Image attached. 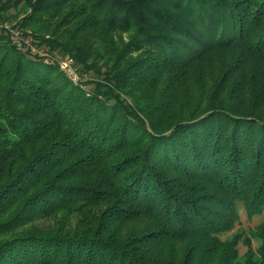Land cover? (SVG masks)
<instances>
[{
	"label": "trees",
	"instance_id": "obj_1",
	"mask_svg": "<svg viewBox=\"0 0 264 264\" xmlns=\"http://www.w3.org/2000/svg\"><path fill=\"white\" fill-rule=\"evenodd\" d=\"M240 207L264 210V0H0V264H264Z\"/></svg>",
	"mask_w": 264,
	"mask_h": 264
},
{
	"label": "rangeland",
	"instance_id": "obj_2",
	"mask_svg": "<svg viewBox=\"0 0 264 264\" xmlns=\"http://www.w3.org/2000/svg\"><path fill=\"white\" fill-rule=\"evenodd\" d=\"M72 59V65L75 68V61L72 57H69ZM64 64V63H62ZM76 69V68H75ZM78 73V72H77ZM80 77L79 80L80 81ZM77 81V82H78ZM240 221L236 224V226L228 233L230 235L238 233L240 236L245 237L250 235V230L254 229L255 226L264 219V210L262 213L254 215L252 217L247 216L246 212L243 210L242 207H240ZM253 247H256L258 245L257 241L253 240L252 243ZM239 254L242 255L247 247L244 245L242 241L238 244Z\"/></svg>",
	"mask_w": 264,
	"mask_h": 264
},
{
	"label": "built area",
	"instance_id": "obj_3",
	"mask_svg": "<svg viewBox=\"0 0 264 264\" xmlns=\"http://www.w3.org/2000/svg\"><path fill=\"white\" fill-rule=\"evenodd\" d=\"M64 63V64H62ZM61 67L66 70V72L73 78L74 81L79 80V75L76 72V69L72 65V59L67 57L60 61Z\"/></svg>",
	"mask_w": 264,
	"mask_h": 264
}]
</instances>
